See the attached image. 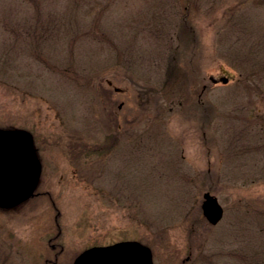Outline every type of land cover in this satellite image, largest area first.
Instances as JSON below:
<instances>
[{
	"label": "rangeland",
	"instance_id": "obj_1",
	"mask_svg": "<svg viewBox=\"0 0 264 264\" xmlns=\"http://www.w3.org/2000/svg\"><path fill=\"white\" fill-rule=\"evenodd\" d=\"M0 128L41 163L0 207V264L120 240L153 264H264V0H0Z\"/></svg>",
	"mask_w": 264,
	"mask_h": 264
},
{
	"label": "water",
	"instance_id": "obj_2",
	"mask_svg": "<svg viewBox=\"0 0 264 264\" xmlns=\"http://www.w3.org/2000/svg\"><path fill=\"white\" fill-rule=\"evenodd\" d=\"M211 82L225 83L209 76ZM41 171L40 160L33 147L32 135L19 128H0V207L11 208L33 195ZM201 212L205 219L216 224L223 215V207L209 191L202 193ZM72 264H153L148 246L137 240H120L106 245L85 248Z\"/></svg>",
	"mask_w": 264,
	"mask_h": 264
},
{
	"label": "trees",
	"instance_id": "obj_3",
	"mask_svg": "<svg viewBox=\"0 0 264 264\" xmlns=\"http://www.w3.org/2000/svg\"><path fill=\"white\" fill-rule=\"evenodd\" d=\"M170 69V68H169ZM169 69H168V72H169Z\"/></svg>",
	"mask_w": 264,
	"mask_h": 264
}]
</instances>
